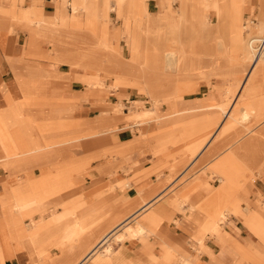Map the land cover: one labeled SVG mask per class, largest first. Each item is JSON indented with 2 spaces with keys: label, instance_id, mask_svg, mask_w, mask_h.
Segmentation results:
<instances>
[{
  "label": "crops",
  "instance_id": "obj_1",
  "mask_svg": "<svg viewBox=\"0 0 264 264\" xmlns=\"http://www.w3.org/2000/svg\"><path fill=\"white\" fill-rule=\"evenodd\" d=\"M124 1L104 0L100 7L98 0H88L87 9L90 13L80 10V15L75 17L71 9L74 0H69L68 3L70 13H67V0H0V235L5 233L8 235L4 241L0 240V264H76L98 241V222L101 221V211L104 207H98V203L108 201L114 213L125 214L128 218L140 208V205L135 206L139 190L143 195L149 196L148 202L145 203L149 204L158 199L149 211L146 209L138 216L146 222L149 233L144 237L133 239L136 240L134 242L124 240L125 242L117 243L112 253L103 258L105 261L101 264H236L242 260L241 254L231 245L235 243L236 246L241 247L250 239L264 252V241L252 231L244 218L239 217L238 220L235 219L236 217L229 218L230 221L221 226L219 233V228L215 229L212 222H202L203 216L192 206L197 197L202 196V201L206 199L209 180L218 176L221 181L222 173L226 172L228 182H254L249 203L260 201L263 204L255 209L249 206L247 210L252 209L256 214L264 212V200L258 199V196L264 198V176L256 177L260 172L264 175V150L261 151L259 147L264 144V126L257 131L245 130V122H242L228 127L226 132L231 111L227 116L229 121L225 124L215 113L213 122L208 121L206 125L208 130L203 129L205 125L202 123L192 120L189 144L195 152L208 139L212 124L221 122L219 132L214 139L224 137L237 125L243 126L238 131L235 130L233 145L223 142L204 157L206 163L202 172L199 171L194 175L203 177L202 182H190L181 188L177 197L171 198V196V199H165L166 196L163 197L162 194L168 189L162 187L176 170L178 163L174 160L170 161L175 166L170 171L169 166L172 164L166 167L165 162L173 156L170 154L167 158L161 156V151L172 144L171 140L175 146L179 143L189 145L186 142L189 138L185 136L187 133L184 132L182 124L183 117L180 119L176 116L175 120L169 122L165 120L151 122L158 124L160 129V135L155 138V143L149 135L147 142L142 141L140 145H132L138 135L134 128L140 126L128 127L122 122L117 124L119 121L111 118L112 105L117 103L119 97L113 92H110L106 98H97L98 93L89 94L90 89L84 86V79L89 73L70 69L69 66L73 65L77 69L86 67L102 73L106 72L107 76L99 78L103 80L99 81L97 78L93 84L98 83L100 86V83L108 79L111 84L109 87L117 90L132 88L138 93L147 92L145 84L147 77L148 81L152 79L165 84L163 71L154 72L149 68H143L142 74L145 78H139L140 72L134 65L137 55H132V59L127 61L118 53L117 58L121 57L126 62L118 61L108 65L105 62L107 56L104 52L100 49L97 51L93 17L106 20L111 12H117V9L121 8ZM178 1V28H180L181 0ZM243 1L222 0L221 5L224 10L227 11L226 6H229V11L225 15L228 23L230 12L235 8L242 10ZM174 2L176 0H147L145 22L152 24L153 30L163 28L166 35L167 27L171 24L175 25V16L172 13ZM186 4L187 10L193 11L194 14L206 11V15L201 16L203 20L210 15L207 26L201 25L196 19H192L187 25H192L195 33L199 32L200 27L204 28L207 36L215 33L217 19L214 11L218 4L217 0L210 2L187 0ZM156 8L158 10L154 12L153 9ZM81 14L84 20L79 21ZM85 27L88 28L87 31ZM107 32L110 35V30L106 31L107 37H110ZM71 37L81 40L79 43L85 48L81 56L71 50L79 47L77 46L79 43L72 42ZM252 39L260 38H250L241 48L240 55L236 54L239 55L237 59L236 57L233 59L230 54L232 63H239L242 55H248L245 51ZM169 41L167 38L165 42ZM130 42L133 48L136 40L131 37ZM103 44L109 42L101 41L99 46ZM215 47L208 42L202 47V51L201 47L192 48L180 56L182 73L177 77L176 83L182 82L187 73L200 72L204 67L212 70L216 68V62L224 61V57H221ZM63 58L66 63L62 61ZM253 71L256 72L254 79L257 84L263 80L261 74L264 73V68L257 67ZM135 91L126 90L121 93L122 102L147 103ZM191 99L202 101L201 106L205 108H212L216 106L215 100L220 98L211 94L203 98ZM121 108L122 105L121 107L118 105V109ZM242 108L233 114L238 119L242 115ZM263 109L264 105L259 106L257 111ZM195 111L197 110L191 112ZM145 112L158 114V111L145 110ZM133 116H127L126 121H132ZM102 120H110V123L116 124L117 128L106 131L110 124L102 123ZM172 126L175 128L174 138L171 137L172 131L168 130ZM89 129L94 130L95 134H88ZM204 131H208L207 139L202 133ZM249 132L255 135L252 139L244 140V136L250 134ZM1 145L7 148L5 152ZM56 147L61 149L50 152ZM42 148H48L47 152L41 150ZM14 149L16 152L13 156H19L5 159ZM152 150L156 152L152 154ZM123 151L124 154L120 155ZM199 152L194 154L183 149L174 157L175 159L183 156L194 158ZM64 162L72 165L80 164L79 176L76 177V190L72 193L64 190L58 192L57 188L69 186L70 182H75L73 179L70 180L69 176L64 174L61 181L64 185H59L51 174L57 169H70L68 165L57 168L58 164ZM191 167L192 165H189L186 171ZM121 168L132 173L126 174ZM44 174L50 175L45 177ZM254 177H256L255 181ZM174 178L173 182L179 179L177 176ZM127 180L131 184L129 188L115 189L111 194L105 193L110 186ZM5 182H7L6 186H4ZM10 189H19L20 192L14 194L9 192ZM222 194L226 196L227 201L225 188ZM186 198L190 209L189 212L182 213L173 204L180 200L182 202ZM40 201L46 204L45 209H39ZM76 201L79 203L78 206ZM17 202L26 203L28 207L26 210L31 212L24 211L25 216L19 215L14 209V204ZM60 203H67L68 212L56 207ZM88 206H94L93 214L84 221L74 220L77 217L73 214H82L84 211L80 210ZM65 217L71 219L73 223L62 227ZM30 223L32 226L27 230V224ZM217 231L223 242L217 239L205 240L206 236L215 235ZM34 234H56L53 247L36 250L33 243L39 240L40 236H33ZM204 241L205 246L200 249ZM194 242L197 251H202L201 253L195 251ZM45 260L47 262H44ZM97 260H92L88 264H100Z\"/></svg>",
  "mask_w": 264,
  "mask_h": 264
},
{
  "label": "rangeland",
  "instance_id": "obj_2",
  "mask_svg": "<svg viewBox=\"0 0 264 264\" xmlns=\"http://www.w3.org/2000/svg\"><path fill=\"white\" fill-rule=\"evenodd\" d=\"M101 1V2H100ZM104 0H98V6H102ZM146 1L147 0H125L124 3L121 5L120 9H117V12H111L108 15V18L105 20L104 18H94L92 19V22L95 25V46L98 49H100L104 54L107 56V59L105 62L110 65L113 64V62L117 63L118 61L126 62L123 60V58L119 57L117 58L118 53H120L124 58L128 60L132 59V55H137L136 59L134 60V65L138 68L140 75L139 78L143 79L144 75L142 74L143 68H149L150 71H160L159 69H152L155 63H161L163 62V54H164V41H160L157 43V46L155 48H150V45L152 46V43L148 40V34L146 33V28L144 26L145 17H146ZM235 1V0H234ZM179 1L176 0V2L173 3L174 10L173 14L175 16V25L171 24L169 25L168 32L165 35L164 38H166L165 41H167V38L170 43L169 49L172 51L177 49V42L176 40L181 37L183 41L187 42L190 46V49L192 48H200L202 51V47L205 46V43L212 44L213 47L219 46L220 48L216 49L220 52L221 57H224V61H220V63L216 62L215 69H207V67H204V69L200 72H192L187 73V75H183L185 78L180 83L175 84H164L163 86L157 85L153 87L154 89L150 88L146 89V91L138 93L132 88H124L122 90H117L113 87H109L111 84L108 82V79H104L105 81L103 83H100V86L98 83L93 84L96 82L97 78L99 79L102 76V72H99L96 69L93 68H83V69H77L74 68L73 65L69 66L71 70L76 72H83V73H89L86 75V79H84L85 85L87 88L90 89L88 91L89 94L93 95L95 93H98L97 98H106L107 95L110 92H113L119 97V100L117 103L112 105V119L115 121H119L117 124L125 123L126 126L131 127L133 126H140L136 127L134 129L137 130L138 135L135 137V140L133 141L132 145H140L143 142H147L149 140V137L151 139H154L160 135V129L159 125L156 123H151L153 121L157 120H165L166 122L173 121L176 119V116H179L180 119L182 118V124L184 128V132L187 133L188 136V144L189 140L191 139L190 131H191V121L195 120L197 123H202L205 125L203 128L204 130H208V121L213 122L214 114L217 113L221 117V122L224 124L229 121L228 114L232 113V115L235 112H238L241 107H248V111L251 114V120L248 119L245 122V130H254L257 131L260 127L264 126V109L263 111H257V108L259 106L264 105V73L261 74V77L263 80H260L257 82V84H252L255 71H253V65H252V55H242L241 60L238 61L239 63H232L230 60V54L232 50V37H231V30L230 25L227 20H221L220 22L217 21V24L215 26V33L212 35L207 36L204 32V28L200 27L198 33H194V27L192 25H184L183 31L181 35L178 34V15H179V5L177 4ZM67 13H70V7H69V0H67ZM71 3V2H70ZM74 2L71 3V9L73 7ZM229 7V6H228ZM228 7L226 6L227 11H229ZM69 8V11H68ZM158 9H153L154 12H156ZM87 14L88 9L85 10ZM233 12H237L239 16H241V29L243 32V41H242V48L246 45V42L250 38H260V40H264V0H244L243 1V9H237L235 8L232 10ZM73 11L71 10V13ZM73 14V13H72ZM114 14V15H112ZM79 14H76L78 16ZM226 18V17H224ZM89 19V18H88ZM104 19V20H103ZM91 20V19H89ZM243 26L246 28L244 29ZM87 31V27L84 28ZM263 29V30H262ZM110 30V37H107L106 31ZM262 30V31H261ZM131 37H133L136 40V43L134 44L132 48V44L130 42ZM72 42H78L81 41L77 37H71ZM101 41H108L109 44L106 45H100ZM64 43V41H63ZM168 43V42H167ZM80 44V43H79ZM77 45L79 47H74L71 49L73 52L77 53L78 56L82 55L84 47H81L80 45ZM248 46V45H247ZM256 54L260 53L262 51V43L255 44ZM153 52V53H152ZM95 54V53H94ZM97 54V53H96ZM248 56V57H247ZM64 59V58H63ZM65 62V59L62 60ZM66 63V62H65ZM155 67V66H154ZM258 68H264V60L260 61ZM107 69V67H106ZM104 68V70L106 71ZM106 73V72H103ZM107 74V73H106ZM108 75V74H107ZM147 87V85H146ZM163 89V90H162ZM126 90H132L135 91L137 95L142 96V100H146L147 103H141L137 101H130L129 104H125L122 102L121 99V93L125 92ZM155 91L153 94L152 92ZM158 91H163L162 95L160 96L158 102H155V93ZM227 92V93H226ZM215 94L216 96H219L220 99L215 100L216 103H214L216 106L212 108H206V109H199L195 112H185L187 104L192 102L191 98L199 97L203 98L206 95ZM145 98V99H144ZM138 99V98H135ZM137 102V103H136ZM211 103V102H210ZM209 103V104H210ZM213 103V102H212ZM211 103V104H212ZM176 104H180L181 107H184V112H179L181 110L180 107H178ZM118 105H122V108L119 110ZM222 107L223 110L226 111L227 115L225 116L224 111L220 108ZM148 109V110H147ZM100 110V109H99ZM146 111H158V114H155L154 112L149 113ZM202 110V111H201ZM148 113L142 114V118H136L132 121L128 122L127 116L130 115H137L138 113ZM133 116V117H134ZM193 116V117H192ZM101 121V120H100ZM110 124L108 126L106 131H110L111 128H117L116 124H111L110 120L104 121L102 120V123ZM221 122H218L217 124L211 125V132L209 134V137L207 135V132L204 133V137H208V139L205 141L204 145L196 150L193 151V147L189 145H185V143H179L178 145H174L173 140H171L172 144L168 147L164 148L161 151V156H165L166 158L169 157V154L173 157H169L168 161L166 160L165 166L168 167V165H171L173 162H170L174 160L176 163L177 168L172 173V175L168 178L167 181H165L163 185V189H168L165 194H162L165 199L167 198H175L178 196L179 191L181 188L186 186L191 182V178L196 175L197 172L201 171L203 167L205 166L206 160H203L204 157L212 151L215 147L220 146L224 143H230V145H233L234 139H235V130H239L241 126H236L235 128L231 129V132L226 134L224 137L221 138H215L219 132V127L221 125ZM151 123V124H148ZM175 123L173 124V126ZM168 128V130L172 131L171 137L174 138V127ZM257 127V128H254ZM200 130V126L198 127ZM87 133L92 135L95 134L94 130L89 129ZM136 132V131H135ZM134 133V132H133ZM200 133V134H202ZM135 134V133H134ZM150 135V136H149ZM243 135V134H242ZM255 135V134H254ZM253 134H247L244 136V140L252 139ZM149 136V137H147ZM263 139V138H262ZM264 142V141H263ZM185 145V146H184ZM4 152L7 148L3 147L1 145ZM260 147V150H264V144H262ZM48 148H42L41 150H46ZM61 147L59 148H53L50 150V152H57ZM183 149L186 150V152H194L199 154L197 157L190 158L189 156H183L180 158L175 159L174 155H177L180 153ZM45 153L47 152L44 151ZM119 153L120 155L124 154ZM155 150H152V154L155 153ZM241 155L243 153H240ZM17 156L7 158L5 159H14ZM56 157V156H55ZM152 162V161H151ZM134 163H132L133 165ZM64 165H68L70 169L68 170H60L57 169L56 172L51 173L53 174V178L56 180L57 184H63L62 179L65 175L69 176V179H73L75 182H70L69 186L59 187L58 192L61 190L64 191H70L71 193L76 190V184H77V178L79 175V165H72L70 163L64 162L63 164H58V167H62ZM192 165V167L186 171V168ZM174 164L169 166V170L172 171L174 169ZM124 173H132L125 171L123 168H121ZM134 171V170H133ZM200 172V173H201ZM21 172H19L18 175H20ZM199 173V174H200ZM50 174H44L45 177L49 176ZM74 175V176H73ZM177 176L179 179L175 182L173 180L174 177ZM263 177L264 175L258 173L256 175ZM198 176H194L195 180ZM256 177L253 178L255 181ZM191 179V180H190ZM214 180H216L214 182ZM208 182V193L211 190H219L221 187L224 186L226 189L227 194V203L224 206V210L222 214L224 215V223L225 224L229 218L236 217L235 219L238 220L239 217L244 218L246 224L250 226L252 231L256 233L258 236L261 237V239L264 241V212L260 214H256L255 211L252 209L257 208V206H261L263 203L254 202L249 203V195L252 193V189L254 187V182H221L219 180V177L216 176L212 178V180H209ZM128 183L130 187V181H121L116 183L115 185H112L108 188V190L105 193L111 194L115 191V189H127L129 187H126V184ZM7 182H5L4 186H6ZM64 185V184H63ZM217 185V186H216ZM23 189V188H22ZM9 192L14 194H19V189H10ZM63 193V192H62ZM71 193H68V195H71ZM46 195V193H44ZM102 194V193H101ZM103 195V194H102ZM147 195H143V192L141 190L138 191V197L135 201V206L139 207L141 203L148 202ZM90 198V197H89ZM170 198V199H171ZM258 199L264 200L261 196H258ZM142 200V201H141ZM158 200V199H157ZM156 199L149 202V206L147 211H149L153 205L157 201ZM181 201V200H180ZM175 202L173 204L174 207L178 208L180 212L184 213L189 212L188 209H190V204L184 202ZM202 201V196L197 197L194 199L193 203H200ZM76 206L79 205V203L76 201ZM140 203V204H139ZM143 203V204H144ZM40 208L39 209H45L46 204L44 201H40ZM82 204V203H81ZM142 204V205H143ZM64 205V206H63ZM188 205L187 207H184ZM67 203H60L56 205V207H61L63 210H67ZM104 206L101 211V221L98 222V239L102 237L103 234H105L108 230H110L112 227L117 225L122 219H125V214H116L114 213V210H112V205L107 201L98 203V207ZM193 208H195V205L192 204ZM249 206L252 208L251 210H247ZM76 209V208H75ZM144 215V214H143ZM223 217V216H222ZM65 217L62 223V227H67L70 224L73 223L71 219H67ZM127 219V218H126ZM125 219V220H126ZM142 217L138 218L137 221H141ZM124 221V220H123ZM121 223V222H120ZM100 224V225H99ZM222 224V225H223ZM25 227L26 225L23 224ZM29 228L32 226V223L27 224ZM131 226V227H130ZM137 224L136 221H133L132 219L125 222L122 226L118 228V234L126 235L127 238L130 240L126 241H136L133 240V235L137 231L136 228ZM83 227V226H82ZM36 228V227H35ZM79 228V227H78ZM222 228V227H221ZM219 228L218 231L221 229ZM28 230V229H27ZM218 231L213 234H209L205 237V240L207 239H217L219 241H222L220 239V231ZM37 234H34L33 236H36ZM56 234H50V235H40L39 240L35 241L33 243V246L38 251L40 249H48L53 247V239ZM129 235V236H128ZM62 237V235H60ZM5 238H8V235L2 234L0 235V240H5ZM135 239V238H134ZM117 238H113L110 243H112L114 246L120 244ZM125 242V241H124ZM223 242V241H222ZM118 243V244H117ZM123 243V242H122ZM121 243V244H122ZM67 245H65L66 247ZM205 246V241L201 245L200 249ZM61 247V246H59ZM195 251L197 253H201L202 251H197V247L194 242ZM231 247L238 253L241 254L242 260L236 264H264V252L260 250V247L256 245L251 239L245 242L241 247L231 245ZM62 248V247H61ZM60 252V251H59ZM61 253V252H60ZM62 254V253H61ZM97 260V259H96ZM105 259H101L100 255L98 257L97 263H104ZM44 262H47L46 260ZM75 264V263H74Z\"/></svg>",
  "mask_w": 264,
  "mask_h": 264
},
{
  "label": "bare ground",
  "instance_id": "obj_3",
  "mask_svg": "<svg viewBox=\"0 0 264 264\" xmlns=\"http://www.w3.org/2000/svg\"><path fill=\"white\" fill-rule=\"evenodd\" d=\"M210 2L211 0H204V2ZM87 2L88 0H74V4H73V11L75 13V17L76 14H79L80 10H83V12L87 9ZM222 0H217V6L215 7V11H214V15L217 19V21H221L224 20L225 15L227 13L226 10L223 9L222 5H221ZM187 0H181L180 2V28H179V35H181L184 25H187L190 23V21L192 19H196L198 20V22L201 25L207 26V24L209 22H207L208 20H210V15L206 16L203 20V18H201V16L203 14L206 15V11L204 12H198L197 14H194L193 11L187 10L186 6H187ZM178 4V3H177ZM86 12V11H85ZM211 13V12H210ZM80 15V14H79ZM82 15V14H81ZM74 17V18H75ZM229 24H230V30H231V37H232V50H231V57L234 59L240 55V50L242 48V29H241V16L238 15L237 12H230V16H229ZM83 15L79 18V21L84 20L83 19ZM226 20V19H225ZM78 21V22H79ZM145 28H146V33L148 34V40L150 41V43H152V46L150 45V48H155L157 46V43L160 41H164V54H163V62L161 63H155L156 65H154L152 67V69H159L161 72H164L165 75V84H175L177 77L179 76V74L182 73V65H181V60H180V56L184 55V53L188 50L190 51V46L188 45L187 42L183 41L181 37H179L178 39V44H177V49L176 51H172L171 49H169L168 47H170V43H166L164 39L165 35H164V30L163 28L160 29H156L153 30V26L152 24H148L145 22L144 24ZM243 28L245 29L246 27L243 26ZM195 33V32H194ZM258 43H262V51L258 54H256V49L255 44ZM247 48L245 53L246 54H251L252 55V65H253V69L255 70V68L258 67V64L260 63V61L264 60V40H260V39H252L249 41V43L247 44ZM217 49H219V46H216ZM153 53V52H152ZM236 54H239L236 56ZM102 76H107L106 73H102ZM145 78V76L143 77ZM103 80L102 78L99 79V81ZM148 77L145 79V84L147 85L146 89L152 88L157 86V85H161L163 86L164 84H161L159 81H152V79L150 81H148ZM252 84H256L255 83V79H253ZM156 89V87H155ZM163 90V89H162ZM155 91L152 92V94ZM163 91H158L157 93H155L156 95H154L155 97V102H158L160 96L162 95ZM192 100V99H191ZM202 101L198 100H192V102H190L189 104H187V109L185 112H189V111H194V110H199V109H206L205 107L201 106ZM178 107L181 108V110L179 112H184V107H181L180 104H177ZM222 110L223 108L220 107ZM225 113V116L227 115L226 111L223 110ZM142 114L143 116H145V112L143 113H138L137 115H135L133 117V119L136 118H142ZM229 116V114H228ZM251 114L248 111V107L246 108H242V115L241 117L238 119L237 117H235L234 115H230V123H228L226 125V132L228 131V127L233 126V124H238V123H242L244 121H247L248 119H250ZM250 133V132H249ZM14 152H16V149H14L13 151L9 152L7 158L10 157H14L13 154ZM203 177H197L195 180H192L191 182H202ZM221 181L222 182H228V178H227V173L223 172L222 173V177H221ZM126 187H129L128 184H126ZM224 189V186L221 187L220 191H213V192H207L206 195V199L200 203H193L195 205V208L198 210V212L203 216L202 222L207 223V222H212L214 225L215 229L221 228L222 224L224 223V215L222 214L223 210H224V206L226 205L227 201H226V196L224 194H222V190ZM188 198H186V200H184V204L186 203L185 201H187ZM190 200V198H189ZM144 203V202H143ZM141 203L139 210H137L132 216H129L126 220L122 221L121 223H119L118 225H116L115 227H113L110 231H108L107 233H105L100 239H98V241L87 251L86 255L82 258V260H80L79 262H77L76 264H88L89 262H91L92 260H96L99 255L102 258H106L109 254L112 253V251L114 250V245L112 243H110L112 241V239L115 237L118 239V241H124V240H128L129 238L126 237V235H121L118 234L120 232H118V228L120 226H122L125 222H127L128 220L132 219L136 221V228L137 231L135 232V234L133 235V239H137V238H141L146 236V234L149 233V230L146 228V222L144 221H137L138 216L143 212L146 211V208L149 206L148 203ZM143 204V205H142ZM14 209L16 212L19 213V215L25 216L24 215V211L26 212H31L27 207L26 203H19L17 202L16 204H14ZM80 211H84L82 214H78L75 213L73 214V216H76L77 218L74 219L76 221H84L86 219H88V217L90 215L93 214V212L95 211L94 206H88L85 209H82ZM144 216V215H143ZM223 216V217H222ZM129 236V235H128ZM235 245V243H233Z\"/></svg>",
  "mask_w": 264,
  "mask_h": 264
}]
</instances>
